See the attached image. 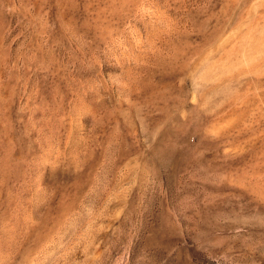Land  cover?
<instances>
[{
    "label": "rangeland",
    "instance_id": "rangeland-1",
    "mask_svg": "<svg viewBox=\"0 0 264 264\" xmlns=\"http://www.w3.org/2000/svg\"><path fill=\"white\" fill-rule=\"evenodd\" d=\"M0 264H264V0H0Z\"/></svg>",
    "mask_w": 264,
    "mask_h": 264
}]
</instances>
